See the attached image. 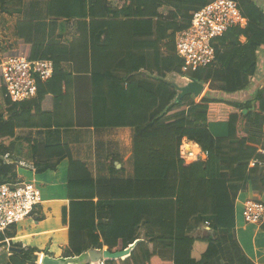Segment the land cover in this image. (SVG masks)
<instances>
[{"label": "trees", "instance_id": "1", "mask_svg": "<svg viewBox=\"0 0 264 264\" xmlns=\"http://www.w3.org/2000/svg\"><path fill=\"white\" fill-rule=\"evenodd\" d=\"M89 1L49 0L46 17L78 21L94 18L92 10L86 8ZM121 1L127 9L125 20L114 22L116 31L101 24L95 27L101 22L92 21L90 38L93 62L105 67L110 83L116 84V88L109 87L110 94L132 104L131 121L107 122L99 121L96 111H107L108 102H98L97 97L93 102L94 127L133 130V178L123 182L127 192L94 202L97 185L84 165L73 161L67 145H31V153L39 159L34 166L36 173L54 170L64 158L69 161L68 204L61 215L69 244L63 257L79 258L104 248L109 254L123 252L143 230L145 243H137L129 258L124 262L106 260L105 264H159V260L163 264L158 245L171 250L170 264H225L219 256L220 241L213 237L205 239L208 247L200 260H193L195 241L185 232L196 217H214L218 229L233 231L236 213L229 186L244 191L250 184L255 197L264 191V167L248 166L259 158L258 147L264 143V87L243 101L213 95H233L251 86L258 67L257 52L264 47V10L255 2L236 0L246 19L245 27H233L215 40V62L211 66L182 74V62L175 56V34L188 27L190 11L210 0ZM149 4L153 5L151 10ZM22 5L23 0H0L5 12L19 13ZM161 9L166 11L165 16ZM114 13L118 19L120 13ZM16 28L31 47L27 60L53 62L54 73L47 84L66 82L57 60L50 56L55 47L33 44L30 22L19 23ZM113 35L116 39L111 42ZM163 41L167 42L162 57ZM11 57L21 56L16 53ZM153 69L159 75L154 81H143L140 71ZM119 73L127 77L125 81L117 76ZM171 73L203 85L205 93L197 101L188 96L176 101L177 89L166 80ZM124 82L126 90L122 88ZM40 86L38 82L33 100L12 103L6 98L9 108L6 119L0 115V152L10 153L15 148L17 129L51 127V123H42L45 113L41 110ZM0 89L4 90L1 71ZM183 139L207 152L208 159L184 165L180 159ZM6 140L11 143L8 147L2 144ZM23 140L30 145V140ZM53 159L57 161L52 163ZM14 178L12 166L0 165V184H15ZM40 255L39 250L29 248L14 253L8 264H39Z\"/></svg>", "mask_w": 264, "mask_h": 264}, {"label": "crops", "instance_id": "2", "mask_svg": "<svg viewBox=\"0 0 264 264\" xmlns=\"http://www.w3.org/2000/svg\"><path fill=\"white\" fill-rule=\"evenodd\" d=\"M48 1L23 0L19 13L5 12L0 8V61L16 53L24 58L28 56L31 47L26 43L27 39L23 37L22 32H20L22 36L19 37L16 26L19 23L30 22L32 24L31 42L42 46H54L55 49L52 50L50 56L57 60L60 72L67 78L66 82L52 81L50 84L41 83L40 86L41 110L45 113V122L42 123H51V127L17 129L15 148L10 153L0 152V165L13 167L15 184L32 181L40 192V204L31 216L0 233V264H8L14 253L29 248L39 250L40 258L47 256L53 259L64 258V252L68 249L69 233L62 223L61 215L62 209L68 204L66 187L69 161L64 158L57 163L54 170L36 173L34 166L39 159L38 155L33 156L31 153V145L34 142L45 146L67 145L73 161L84 165L90 178L97 185L94 202L125 194L127 187L123 182L133 178V130L129 127L97 128L93 126L96 120L95 111H93L95 97L98 102L104 100L108 102L107 111L103 108L96 111L99 121L127 122L132 120L130 107L132 104L124 100L120 102L117 97L110 94L109 87L114 88L116 84L110 83L109 76L107 77L109 72L105 67L100 68L101 65H97V61L93 62L90 38V22H101L95 23V27L101 24L111 27L115 32L114 22L125 20L123 16L127 7L121 0H90L86 8L92 10L94 18L89 16L83 21L49 20L46 17ZM249 1L255 2L264 10V0ZM147 7L151 10L153 5L149 4ZM114 12L120 13L118 19L114 18ZM161 12H163L162 9ZM191 12L193 11L189 14ZM163 14L165 16L166 11ZM24 27L26 28L25 25ZM111 38V42L116 39L115 35ZM244 41L245 39L241 37V42ZM166 42L163 41L160 45L162 57L165 54ZM175 56L180 60L176 52ZM257 58V72L247 90L233 95L221 93L213 95L243 101L251 97L256 90L263 88L264 47L258 50ZM139 74L146 82L154 81L153 79L159 75L155 69L141 70ZM94 75H96L95 80ZM117 76L124 81L127 78L120 73ZM177 79L183 80L185 85L190 80L175 73L166 75V80L175 86L179 95V88L185 85H180ZM122 88L126 90V82L122 84ZM205 91L206 87L204 93ZM178 95L176 101L181 99H178ZM197 99L199 98L195 100ZM8 108L5 92L0 89V115H3L5 119ZM23 139L30 140V145ZM182 142H188L193 145L191 147L198 148L196 144L186 139ZM2 144L8 147L11 143L6 140ZM56 161L53 159L51 162ZM229 192L236 213L235 229L231 232L218 229L214 217L191 219L185 232L186 237L195 241L191 258L195 261L200 260L208 247L205 239L213 237L220 241L218 251L223 263L264 264V222L255 225L246 224L240 215L246 201L253 199L264 203V191L255 197L248 184L244 191H239L235 185L229 186ZM100 223L102 222L96 221V224ZM139 242L145 243L143 230L139 231V239L123 250L127 252L126 255L118 260L124 262L129 258ZM12 249L19 251L15 252ZM104 252L106 248L101 252L87 253L79 259L84 264L89 261H106ZM157 252L165 262L163 264L171 263L170 249L158 245Z\"/></svg>", "mask_w": 264, "mask_h": 264}, {"label": "built area", "instance_id": "3", "mask_svg": "<svg viewBox=\"0 0 264 264\" xmlns=\"http://www.w3.org/2000/svg\"><path fill=\"white\" fill-rule=\"evenodd\" d=\"M246 19L238 3L233 0H211L201 8L191 12L189 25L175 34V52L182 62L181 72H193L205 69L215 62V47L212 44L233 27L243 28ZM5 97L12 103L33 100L37 95V83L49 81L54 73V64L50 60L31 62L24 57H7L0 61ZM188 142H182L180 159L189 166L205 162L208 153L188 148ZM187 147V148H184ZM259 158L249 162V168L264 167V143L257 151ZM40 204V192L34 182L0 184V233L7 231L18 222L31 216ZM246 224L264 222V203L248 200L241 211ZM91 264H105V260Z\"/></svg>", "mask_w": 264, "mask_h": 264}, {"label": "water", "instance_id": "4", "mask_svg": "<svg viewBox=\"0 0 264 264\" xmlns=\"http://www.w3.org/2000/svg\"><path fill=\"white\" fill-rule=\"evenodd\" d=\"M205 87L195 81H189L185 86L179 88L178 99L183 98L184 96L194 95L197 98H200L204 94ZM13 251H19L17 249H12ZM127 252H120L116 254H109L104 252V258L107 260H118L122 256L126 255ZM39 264H84L79 258H59L53 259L47 256L40 258Z\"/></svg>", "mask_w": 264, "mask_h": 264}, {"label": "rangeland", "instance_id": "5", "mask_svg": "<svg viewBox=\"0 0 264 264\" xmlns=\"http://www.w3.org/2000/svg\"><path fill=\"white\" fill-rule=\"evenodd\" d=\"M233 1H236V0H233ZM214 46H217V43L214 41L213 43H212ZM178 81H180V79H177ZM182 81V82H181ZM180 81V85L182 84V85H185L184 84V81L183 80H181ZM188 97H190L192 100H195L197 97H195L194 95H189ZM35 209H36V207H35ZM241 215V214H240ZM241 217H242V215H241Z\"/></svg>", "mask_w": 264, "mask_h": 264}, {"label": "bare ground", "instance_id": "6", "mask_svg": "<svg viewBox=\"0 0 264 264\" xmlns=\"http://www.w3.org/2000/svg\"><path fill=\"white\" fill-rule=\"evenodd\" d=\"M193 146V145H191ZM191 146H188V148L192 149V150H197V147H191ZM184 148H187V147H184Z\"/></svg>", "mask_w": 264, "mask_h": 264}]
</instances>
